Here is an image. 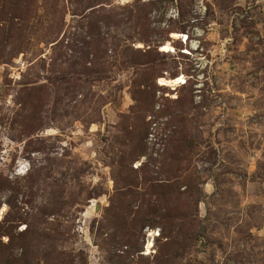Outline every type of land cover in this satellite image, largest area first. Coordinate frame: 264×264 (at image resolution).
I'll return each instance as SVG.
<instances>
[{"label": "rangeland", "instance_id": "obj_1", "mask_svg": "<svg viewBox=\"0 0 264 264\" xmlns=\"http://www.w3.org/2000/svg\"><path fill=\"white\" fill-rule=\"evenodd\" d=\"M0 264H264V0H0Z\"/></svg>", "mask_w": 264, "mask_h": 264}, {"label": "bare ground", "instance_id": "obj_2", "mask_svg": "<svg viewBox=\"0 0 264 264\" xmlns=\"http://www.w3.org/2000/svg\"><path fill=\"white\" fill-rule=\"evenodd\" d=\"M162 51L163 52H168L169 51V49L168 48H163L162 49ZM183 80H184V77H181V78H178V79H176V80H173V79H171V80H168V79H160V84L163 86H179V85H181V84H183L184 82H183ZM25 170V169H24ZM152 247V245H151V242H148V244H147V250H149L150 248Z\"/></svg>", "mask_w": 264, "mask_h": 264}]
</instances>
